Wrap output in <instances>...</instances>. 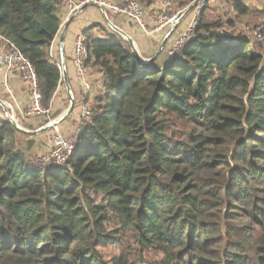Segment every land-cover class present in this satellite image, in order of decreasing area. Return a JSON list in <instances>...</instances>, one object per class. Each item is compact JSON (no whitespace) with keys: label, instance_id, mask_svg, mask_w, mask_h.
Masks as SVG:
<instances>
[{"label":"trees","instance_id":"trees-1","mask_svg":"<svg viewBox=\"0 0 264 264\" xmlns=\"http://www.w3.org/2000/svg\"><path fill=\"white\" fill-rule=\"evenodd\" d=\"M67 1L0 0V36L35 69L45 109ZM221 28L202 15L162 68L89 40L106 90L66 165L32 166L0 109V264H264V31Z\"/></svg>","mask_w":264,"mask_h":264},{"label":"crops","instance_id":"crops-1","mask_svg":"<svg viewBox=\"0 0 264 264\" xmlns=\"http://www.w3.org/2000/svg\"><path fill=\"white\" fill-rule=\"evenodd\" d=\"M244 3L249 8H263L258 0H245ZM164 10V0H155L151 6L144 7L145 20L150 28L155 27L156 18ZM174 12H177L176 6L170 10V13ZM174 28L171 26L156 34L147 35L126 17L113 15L110 12L107 14L95 5L86 6L73 17L68 16V11L65 8L63 25L51 47L53 57L62 69V80L52 101V113L59 115V118L63 117L70 109L71 104H75L71 117L60 124L63 134L69 135L77 127L83 108L86 106L91 110L96 99L103 95L106 90V80L101 67L95 66L93 63L87 65L86 79L91 85L89 92L85 90L77 75V70L73 64V56L75 40L79 34H86L89 40H103L113 37L116 40L123 41L130 46L133 56L137 51L143 62L146 64L153 63L155 68H162L167 64L172 50L169 46L166 47L165 44L169 40L168 45H170L173 39L180 38V31L178 32V28ZM7 48L6 42L0 39V52L5 51ZM163 50L164 53L160 56ZM167 50H169V53H166ZM30 107L31 99L28 84L19 73L1 67L0 109L4 111L10 121L14 120L23 130L24 133H21V135H27L31 140H35L37 134L27 133V128L37 127L38 123L41 122L37 120L39 117L27 115ZM33 135L35 136L33 137ZM30 145H33V142L30 141Z\"/></svg>","mask_w":264,"mask_h":264},{"label":"built area","instance_id":"built-area-1","mask_svg":"<svg viewBox=\"0 0 264 264\" xmlns=\"http://www.w3.org/2000/svg\"><path fill=\"white\" fill-rule=\"evenodd\" d=\"M259 3L264 8V0H258ZM88 5H95L101 10L112 13L117 16L126 17L132 24H134L140 31L147 35L156 34L161 32L168 27L177 26L184 17L185 11L180 10L174 13H170V10L178 5L177 0H164L165 10L159 15L155 20V27L150 28L145 20V12L141 3L138 0H126L123 3H117L114 0H68V16L73 17L83 10ZM198 21L196 16L192 19L187 29L181 35L178 40L177 45L172 51L171 60L177 55V53L187 44V42L192 38L194 31L197 27ZM264 29V28H263ZM263 29H258L255 33L254 38L261 40L263 36ZM0 39L6 42L7 49L0 52V68L6 67L11 71L19 73L22 79L28 84L30 90L31 107L28 110L27 115L31 117L49 116L52 114V108L45 109L43 107V98L40 91L39 80L35 69L29 62V60L10 42L5 40L0 36ZM51 58L57 64L60 71L59 63L55 61L52 50ZM90 59V46L89 38L86 34H79L75 40L73 64L77 70V75L87 92L91 90V85L86 79L87 75V65ZM90 109L84 107L80 119L78 121V127L73 134V137H65L62 134H57L54 138L53 148L50 156V161L56 166H63L68 163V161L73 156L75 151V146L78 137L82 131V126L85 121H87L90 116ZM54 122H50L49 125H53ZM54 127V126H53Z\"/></svg>","mask_w":264,"mask_h":264},{"label":"rangeland","instance_id":"rangeland-1","mask_svg":"<svg viewBox=\"0 0 264 264\" xmlns=\"http://www.w3.org/2000/svg\"><path fill=\"white\" fill-rule=\"evenodd\" d=\"M176 10H184L185 12H188L186 17H184L177 25L178 32L180 31V38L194 16H196V20L199 21L202 15H204L205 19L208 20L209 23H220L222 28L217 30V32L220 33H229L233 35L241 34L243 36H248L252 39H255L254 36L258 29L264 28V16H262V18H258L257 15L259 13H264V8L260 9L251 7L250 10L254 12V15L248 18L238 17L235 14V9L230 0H194L191 4L184 7L183 9H180L177 5ZM230 21H232L233 25L229 23ZM180 38L173 39L170 45H168L169 40L167 41V44H165L166 47L169 46L172 49L169 57L167 55L169 60L171 58L172 51H174L178 39ZM162 53H164V50L161 52L160 56ZM166 53H169V50H167ZM58 118L59 115L56 113H52L46 117L40 116L39 119L37 118V120H39L41 123H38L37 127L33 126L27 128V133L37 134L35 137L37 140H31L27 135H21L20 137L21 150L26 154L32 166L36 168L44 169L54 165V163L50 161V156L53 148L54 138L57 134H62L65 137H73V134H75L78 125L69 135L63 134L60 129L61 125L44 130L49 126L50 122H55L58 120ZM34 136L35 135H33V137ZM30 141L33 142V145H30ZM106 253L117 255L120 253V250L116 247H110Z\"/></svg>","mask_w":264,"mask_h":264},{"label":"water","instance_id":"water-1","mask_svg":"<svg viewBox=\"0 0 264 264\" xmlns=\"http://www.w3.org/2000/svg\"><path fill=\"white\" fill-rule=\"evenodd\" d=\"M187 13H188V12H185L184 17H186ZM184 17H183V18H184ZM174 29H177V26H175ZM134 54H135L134 56H135V59H136V61L138 62V64H140L141 66L146 65V63L143 62V61L141 60V58L139 57V54L137 53V51H135ZM74 108H75V104L72 103L70 109L68 110V112H67L63 117H60L57 121L54 122L53 125H49V126H48L46 129H44V130H48V129L52 128L53 126H58V125H60L61 123L65 122V121H66L69 117H71V115L73 114V112H74ZM11 122L13 123L14 127H15L19 132L24 133L23 130L20 129V127L17 125V123H16L14 120H11ZM34 134H35V133H34Z\"/></svg>","mask_w":264,"mask_h":264}]
</instances>
